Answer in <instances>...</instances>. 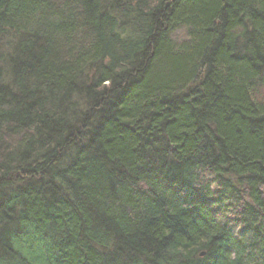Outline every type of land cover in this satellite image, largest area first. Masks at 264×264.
Returning a JSON list of instances; mask_svg holds the SVG:
<instances>
[{
  "label": "trees",
  "instance_id": "16d2710c",
  "mask_svg": "<svg viewBox=\"0 0 264 264\" xmlns=\"http://www.w3.org/2000/svg\"><path fill=\"white\" fill-rule=\"evenodd\" d=\"M0 264H264V0H0Z\"/></svg>",
  "mask_w": 264,
  "mask_h": 264
}]
</instances>
